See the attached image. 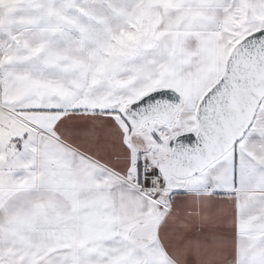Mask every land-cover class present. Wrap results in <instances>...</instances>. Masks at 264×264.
<instances>
[{"label": "snow or ice", "instance_id": "obj_1", "mask_svg": "<svg viewBox=\"0 0 264 264\" xmlns=\"http://www.w3.org/2000/svg\"><path fill=\"white\" fill-rule=\"evenodd\" d=\"M0 264H264V0H0Z\"/></svg>", "mask_w": 264, "mask_h": 264}]
</instances>
